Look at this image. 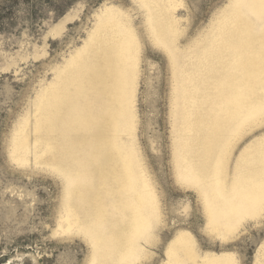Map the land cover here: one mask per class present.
<instances>
[{"label":"bare ground","instance_id":"obj_1","mask_svg":"<svg viewBox=\"0 0 264 264\" xmlns=\"http://www.w3.org/2000/svg\"><path fill=\"white\" fill-rule=\"evenodd\" d=\"M133 2L171 65L177 182L197 192L207 234L226 243L264 217V132L238 148L264 127V0H228L187 49L176 16L182 0ZM86 34L39 83L10 159L62 179L54 233L81 237L88 264H142L163 223L136 143L142 42L132 15L112 3L94 13ZM165 256V264H241L232 252L202 251L185 230ZM253 264H264V243Z\"/></svg>","mask_w":264,"mask_h":264},{"label":"rangeland","instance_id":"obj_2","mask_svg":"<svg viewBox=\"0 0 264 264\" xmlns=\"http://www.w3.org/2000/svg\"><path fill=\"white\" fill-rule=\"evenodd\" d=\"M182 1L184 5L176 12L183 31L179 45L187 49L204 35L214 14L228 0ZM106 3L132 15L143 48L136 143L159 197L163 223L157 243L148 248L150 256L142 264H165L166 249L180 230L190 232L202 251L232 252L241 264H253L264 243V217L261 224L247 223L226 243L212 239L205 230L197 192L177 182L171 65L166 53L144 33L142 12L133 0H0V264H88L89 247L81 237L54 233L62 179L33 161L17 166L10 159L9 144L39 83L49 82L53 68L82 44L94 13ZM61 23L63 29L56 34L54 29ZM263 132L264 127L255 130L238 148Z\"/></svg>","mask_w":264,"mask_h":264}]
</instances>
